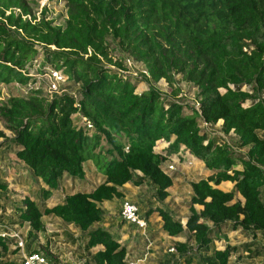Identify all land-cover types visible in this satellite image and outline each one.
<instances>
[{"label":"trees","instance_id":"16d2710c","mask_svg":"<svg viewBox=\"0 0 264 264\" xmlns=\"http://www.w3.org/2000/svg\"><path fill=\"white\" fill-rule=\"evenodd\" d=\"M63 2L66 19L58 26L46 19L45 9L36 19L26 0H0V84L26 85L25 69L39 56L37 74L53 70L67 77L65 92L51 100L39 92L8 99L0 107V122L13 135L16 161L46 186L41 199L58 190L64 177L83 180L87 162L104 180L51 209L25 198L15 210L18 224H29L28 238L35 240L43 217L52 216L86 234L87 251L102 248L90 264H127V249L109 232L92 229L103 221L99 205L122 200L125 185L149 187L163 203L172 178L162 166L183 148L211 176L191 184L186 231L193 246L189 240L174 243L172 264L178 259V264H236L230 258L239 249L251 252V245L216 250L223 228L264 237V0ZM124 56L140 63L155 84L163 79L174 96L180 93L177 78L194 86L198 111L185 115L180 101L167 102L164 120L155 117L160 95L153 88L137 95L140 82L119 76L126 71ZM220 121L222 136L202 128ZM158 141L168 143L163 154L154 152ZM238 167L233 191L210 185ZM6 191L0 181V198ZM235 192L243 203L234 201ZM159 215L167 236L182 235L179 220L168 212ZM14 242L0 237V264H14Z\"/></svg>","mask_w":264,"mask_h":264},{"label":"rangeland","instance_id":"374dc122","mask_svg":"<svg viewBox=\"0 0 264 264\" xmlns=\"http://www.w3.org/2000/svg\"><path fill=\"white\" fill-rule=\"evenodd\" d=\"M26 1L36 19L41 17V13L45 9L44 16L46 19L55 22L58 26L64 24L67 9L63 0ZM113 58L115 61L119 57ZM40 59L39 56L36 61L39 63ZM122 59L126 71L119 73V76L133 84L140 82L135 89L137 95L149 91L150 88H153L160 95V99L155 106V117L164 120L165 111L167 110L165 104L167 102L180 101L185 115H190L192 110L196 108L198 91L194 86L185 84L177 78L176 87L180 90V93L174 96L172 94L173 89L169 88L163 79L155 84L149 79L148 75L143 74L145 72L144 67L140 63L127 56ZM38 63L33 61L31 65L26 67V76L29 79L26 85L16 82L9 85L0 84V107L8 99L22 98L30 92H39L48 100H51L54 95L65 92L62 87L59 88L57 93L49 92L48 79L45 75L37 74ZM221 125L222 122L220 121L213 128L206 130L212 135L221 136ZM234 135L235 132H232L230 137L233 138ZM12 138L13 135L5 130L4 124L0 122V181L7 184V191L2 193L0 198V237H9L15 241L13 246L10 247L11 262L24 264V261L29 258L28 252L36 250L45 259V264H90L91 255L102 248L98 247L87 251L86 234L80 233L72 226L64 225L52 216H45L42 219L43 231L38 233L36 239L33 240L28 238L29 224L19 225L14 214L17 206L25 198L51 209L62 204L67 196L76 193H89L103 183L102 174L91 162H87L84 166L85 176L83 180H72L64 177L58 190L52 191L51 196L47 199H41L40 190H47V188L40 180L33 179L28 170L16 161L13 155V147L9 142ZM228 141L232 143L231 140ZM167 147L168 143L158 141L153 149L155 153L163 154ZM179 153V155L167 158L166 163L162 166V170L169 164H173L175 167L174 172L167 174L172 178V187L168 190L169 196L163 203L158 202L154 191L149 187L133 188L125 185L120 190L123 196L122 200L115 199L112 202L99 205L103 221L92 229L101 228L113 235L119 244L128 251L127 264H165L168 259H171L169 264H172L174 259L170 256L168 250L174 247V243H185L189 240L190 234L186 230L191 218L189 210L192 196L191 184L208 179L211 173L205 169L202 163L197 162L188 155L183 148L180 149ZM240 170L241 168L238 167L222 177L218 184L212 182L210 185L224 193L231 192L238 182L234 179V172ZM234 201L243 203L242 197L237 192H235ZM125 202L132 203L139 208L140 216L147 220L145 231L137 230V228L130 227L122 222L120 212ZM194 209L201 212L203 206L195 205ZM161 211L168 212L180 221L183 229L180 237H169L162 231V219L159 215ZM222 230L226 234L214 242L216 250L223 251L226 247L240 248L242 245H251V252L239 249V252L230 258L231 263L264 264V237L257 235V238H253L243 231H230V228L226 227ZM190 243L193 246V242L190 241ZM252 252L259 255L252 257ZM237 258L239 259L237 260ZM179 261L178 259V263H180Z\"/></svg>","mask_w":264,"mask_h":264},{"label":"built area","instance_id":"2783aa9c","mask_svg":"<svg viewBox=\"0 0 264 264\" xmlns=\"http://www.w3.org/2000/svg\"><path fill=\"white\" fill-rule=\"evenodd\" d=\"M19 13H20V11L15 10V14H19ZM7 15H8V13H7ZM27 18L22 17L23 20L27 19ZM28 19L30 20V18H28ZM143 74L146 75L145 72ZM45 76L48 79V89H49L50 93H57L59 88L63 87L67 82V77L58 71L49 70L45 74ZM230 89H232V88L230 87ZM221 92L224 93L223 91H221ZM195 109H196V111H198V104H196ZM83 123L86 124L87 129L92 128L91 124L89 122H86L85 119H83ZM202 128L208 129L209 125L202 123ZM162 171L165 175H167L168 173L174 172L175 167L173 164H169L166 167H164V170H162ZM120 218H121L122 222L128 224L129 226H134L135 228H137V230L145 231L147 228V220L140 216L139 208L132 203L125 202L123 204V206L121 208V212H120ZM168 251H169V253H175L174 247L170 248ZM30 263L45 264V259L43 257H41L39 254H35L33 256H29V258L24 261V264H30Z\"/></svg>","mask_w":264,"mask_h":264}]
</instances>
